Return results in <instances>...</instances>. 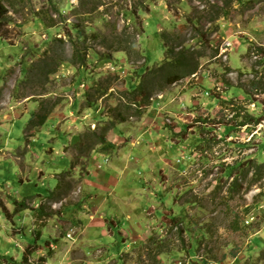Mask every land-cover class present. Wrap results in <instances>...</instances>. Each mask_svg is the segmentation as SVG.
Masks as SVG:
<instances>
[{"label": "rangeland", "instance_id": "rangeland-1", "mask_svg": "<svg viewBox=\"0 0 264 264\" xmlns=\"http://www.w3.org/2000/svg\"><path fill=\"white\" fill-rule=\"evenodd\" d=\"M8 6L0 264H264V0Z\"/></svg>", "mask_w": 264, "mask_h": 264}, {"label": "trees", "instance_id": "trees-1", "mask_svg": "<svg viewBox=\"0 0 264 264\" xmlns=\"http://www.w3.org/2000/svg\"><path fill=\"white\" fill-rule=\"evenodd\" d=\"M10 0H0V29H1V27L3 26V25H5V24H9V22L11 21V19H10V15H9V11H10V9H9V6H8V2H9ZM37 14H35V16H36ZM44 21V23L48 26V27H52V26H54L55 25V21H53V19H52V21H51V23L49 24L45 19L43 20ZM166 47V46H165ZM171 51H174V49H170ZM190 66H187L186 68L188 69ZM177 78H178V75H171V76H169L168 78H167V82L168 83H172V82H174L175 80H177ZM259 119L260 118H258V120L257 121H259ZM231 129H233V127H230V130ZM227 133H229V132H227ZM43 212L44 211H40V213L41 214H43ZM170 219V222L171 221H174V223L175 224H173L174 226H178V223H176V221H175V217L174 218H169ZM172 223V222H171ZM154 240H155V238L152 236V237H150L149 239H148V245L147 246H145V247H149L150 245H152V244H154L155 242H154ZM31 246H33V245H31ZM152 251H153V248L151 249ZM30 251H32V250H30ZM154 256V258H153V260H155V262H156V264L158 263V261H157V259H156V255H153ZM120 261H121V264H127L126 263V261L123 259L122 260V257L119 259Z\"/></svg>", "mask_w": 264, "mask_h": 264}]
</instances>
